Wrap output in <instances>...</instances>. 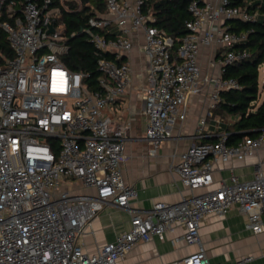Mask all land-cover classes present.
Wrapping results in <instances>:
<instances>
[{
  "label": "built area",
  "instance_id": "built-area-1",
  "mask_svg": "<svg viewBox=\"0 0 264 264\" xmlns=\"http://www.w3.org/2000/svg\"><path fill=\"white\" fill-rule=\"evenodd\" d=\"M233 1L191 0L188 32L177 38L154 26L146 0H0V28L15 53L0 64V264H120L138 242L177 228L174 242L198 249L167 264L254 259L247 254L212 262L200 228L206 216L225 217L236 206L249 229L264 231L263 161L250 179L234 172L217 184L214 178L217 162L245 160L263 150L264 128L235 145L227 143L226 131L217 140L192 143L174 164L181 200L137 209L131 203L138 191L122 170L131 121L107 112L131 87L130 55L142 39L148 65L139 95L150 153L167 139L172 123H183L191 98L207 86L212 115L220 92L240 87L235 78L223 77L225 65L249 55L233 49L248 33L231 30L227 21H252L259 14ZM66 11L88 13L80 32L94 44L99 89L89 87L86 72L67 64V40L78 33L67 31ZM203 47L211 50L209 64L218 73H203ZM208 115L199 119L201 134ZM75 183L91 190L79 191ZM108 202L132 213L131 226L90 251L84 234Z\"/></svg>",
  "mask_w": 264,
  "mask_h": 264
},
{
  "label": "crops",
  "instance_id": "crops-1",
  "mask_svg": "<svg viewBox=\"0 0 264 264\" xmlns=\"http://www.w3.org/2000/svg\"><path fill=\"white\" fill-rule=\"evenodd\" d=\"M141 40L130 55L133 71L131 87L116 105L107 107V112L115 118L131 121L126 142L127 159L122 163L123 176L125 181L133 183L138 191L137 197L131 203L132 207L147 209L156 201L181 200L182 185L179 174L174 168L179 158L178 154L192 143L214 141L225 130L224 121L220 116L213 115V112L212 115H208L211 86H207L191 98L188 115L183 123H172L169 126L170 134L167 139L159 144L154 155L150 153L152 144L146 137L147 117L142 112L139 95L145 85V77L141 74L148 65L140 48ZM211 55V50L203 47L200 54L203 73L216 74L213 70L215 68L209 64ZM205 115L209 117L202 135L199 131V119ZM229 121H232V118ZM175 152L177 155L174 157ZM258 161H263L264 168V149L245 160L233 158L228 162H217L214 172L216 184L221 179L228 180L233 172L241 180L252 178ZM78 189L91 190L81 186ZM185 191L189 192L187 189ZM131 216L132 213L128 209L120 208L112 202L106 203L84 234L88 250L95 251L108 241L114 240L119 233L128 230L131 226ZM262 218L264 222V213ZM247 219L246 214L236 206L225 217L208 215L204 218L200 235L212 262L224 263L251 254L254 259L248 264H264L262 255L264 231L254 233L246 226ZM180 233L181 229L177 228L172 232L164 233L163 237L156 236L148 242H138L120 264H167L195 252L198 249L196 244L174 242V237Z\"/></svg>",
  "mask_w": 264,
  "mask_h": 264
},
{
  "label": "trees",
  "instance_id": "trees-1",
  "mask_svg": "<svg viewBox=\"0 0 264 264\" xmlns=\"http://www.w3.org/2000/svg\"><path fill=\"white\" fill-rule=\"evenodd\" d=\"M191 0H146V7L151 8L156 16V25L181 38L188 29L186 22L192 15L189 10ZM236 4L246 5L250 11H258L256 20H228L230 28L238 33L247 32V38L236 44L233 49L246 51L247 57L225 65L224 78H235L239 88L224 89L220 92V101L212 109L213 115L220 116L223 127L228 132L227 143L238 144L247 136L256 137L264 128V98H260V64L264 62V0H234ZM88 13L63 12L67 22V31H77L67 40L68 50L65 53L67 64L75 70L86 72V83L92 90L99 89L100 72L97 67L94 44L87 34L80 32L85 25ZM7 34L0 28V64L6 57H13L14 50ZM232 118V121L229 119ZM249 134V135H248ZM216 137L214 140H217Z\"/></svg>",
  "mask_w": 264,
  "mask_h": 264
},
{
  "label": "rangeland",
  "instance_id": "rangeland-1",
  "mask_svg": "<svg viewBox=\"0 0 264 264\" xmlns=\"http://www.w3.org/2000/svg\"><path fill=\"white\" fill-rule=\"evenodd\" d=\"M213 70H214L215 73H218V68H215ZM259 80H260V98H259V101H261L264 98V67L263 66H260V76H259ZM71 186H74V188H76L77 190H79L78 188L81 185L79 183H75V184H73ZM65 187L66 188H70L69 186H65Z\"/></svg>",
  "mask_w": 264,
  "mask_h": 264
},
{
  "label": "water",
  "instance_id": "water-1",
  "mask_svg": "<svg viewBox=\"0 0 264 264\" xmlns=\"http://www.w3.org/2000/svg\"><path fill=\"white\" fill-rule=\"evenodd\" d=\"M249 135V134H248Z\"/></svg>",
  "mask_w": 264,
  "mask_h": 264
}]
</instances>
